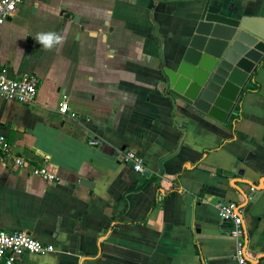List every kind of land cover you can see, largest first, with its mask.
<instances>
[{
  "label": "crops",
  "instance_id": "0c3cea01",
  "mask_svg": "<svg viewBox=\"0 0 264 264\" xmlns=\"http://www.w3.org/2000/svg\"><path fill=\"white\" fill-rule=\"evenodd\" d=\"M219 1L264 17V0ZM187 17L179 2L22 0L0 25V68L39 77L33 103L0 99V131L27 162L0 159V228L55 248L15 264H236L224 201L242 207L247 256L264 264V63L233 129L174 105L162 67ZM48 31L64 38L51 50L34 39Z\"/></svg>",
  "mask_w": 264,
  "mask_h": 264
},
{
  "label": "water",
  "instance_id": "95a60500",
  "mask_svg": "<svg viewBox=\"0 0 264 264\" xmlns=\"http://www.w3.org/2000/svg\"><path fill=\"white\" fill-rule=\"evenodd\" d=\"M145 2L153 7L179 2L188 13L181 37L162 67L165 94L191 113L225 122L249 77L264 63V17L240 15L219 0ZM79 182L89 185L84 179Z\"/></svg>",
  "mask_w": 264,
  "mask_h": 264
},
{
  "label": "built area",
  "instance_id": "2783aa9c",
  "mask_svg": "<svg viewBox=\"0 0 264 264\" xmlns=\"http://www.w3.org/2000/svg\"><path fill=\"white\" fill-rule=\"evenodd\" d=\"M22 0H0V25L3 24L17 9ZM39 86V77L34 74H23L11 77L5 67L0 68V99L28 105L35 101ZM58 111L65 114L68 111L66 102L59 105ZM93 144V142L91 143ZM11 157L14 166H26L23 157L12 155L11 144L6 135L0 131V159ZM123 161L129 163L135 172H142L143 160L131 149L122 152ZM31 174L43 181L54 183L58 178L46 166L31 167ZM251 191L253 187L250 188ZM242 207L235 201H224L218 206V215L222 221L231 225V235L234 242L233 259L236 264H260L248 258L245 225ZM52 245L45 244L25 231H9L0 228V264H15L19 256L28 253L32 255L54 253Z\"/></svg>",
  "mask_w": 264,
  "mask_h": 264
},
{
  "label": "trees",
  "instance_id": "16d2710c",
  "mask_svg": "<svg viewBox=\"0 0 264 264\" xmlns=\"http://www.w3.org/2000/svg\"><path fill=\"white\" fill-rule=\"evenodd\" d=\"M257 70H255L251 76L249 77L246 85L244 86L241 94L239 95L237 102L235 104L234 107V111L233 113L230 115L229 119L227 120V125H229L231 127V129H233L234 124L239 120L240 118V109H241V103H242V99L243 96L247 93V92H255L258 89V82L255 79V75H256Z\"/></svg>",
  "mask_w": 264,
  "mask_h": 264
},
{
  "label": "clouds",
  "instance_id": "9594fccd",
  "mask_svg": "<svg viewBox=\"0 0 264 264\" xmlns=\"http://www.w3.org/2000/svg\"><path fill=\"white\" fill-rule=\"evenodd\" d=\"M35 41L38 42L44 49L51 50L55 46L63 43V36L54 31L41 32L35 36Z\"/></svg>",
  "mask_w": 264,
  "mask_h": 264
}]
</instances>
